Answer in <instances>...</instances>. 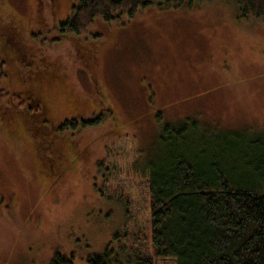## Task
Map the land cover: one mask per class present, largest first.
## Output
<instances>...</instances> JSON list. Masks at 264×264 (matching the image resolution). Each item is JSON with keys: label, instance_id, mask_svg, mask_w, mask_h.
<instances>
[{"label": "rangeland", "instance_id": "1", "mask_svg": "<svg viewBox=\"0 0 264 264\" xmlns=\"http://www.w3.org/2000/svg\"><path fill=\"white\" fill-rule=\"evenodd\" d=\"M38 2L0 0V264L117 253L118 234L144 208L145 177L167 160V125L188 126L186 154H217L250 175L264 142L263 20L241 18L230 0H195L121 22L98 16L77 35L58 27L75 0ZM34 98L49 111L42 118ZM100 116L90 128H56ZM129 169L131 182L145 179L127 191L132 223L116 190Z\"/></svg>", "mask_w": 264, "mask_h": 264}, {"label": "trees", "instance_id": "2", "mask_svg": "<svg viewBox=\"0 0 264 264\" xmlns=\"http://www.w3.org/2000/svg\"><path fill=\"white\" fill-rule=\"evenodd\" d=\"M194 1L75 0V5L69 8L70 16L58 27L86 35L98 16L108 23L121 22L154 4L161 9H176ZM230 1L239 8L241 18L264 21V0ZM3 65L0 62V79L6 76ZM31 108L33 112L41 110L39 106ZM161 118L159 114L158 119ZM103 119L100 116L80 122L69 120L56 128L61 132L85 129L101 124ZM162 131V138L170 147L167 160L154 166L149 176L145 175L149 193L143 189L142 201L148 220L142 208L138 218L132 211L133 197L127 191L132 187L136 191L139 184L144 186L145 179L131 182L129 169L121 174L128 176V186L123 184L116 190L123 197L127 221L132 223L136 218L134 226L128 233L118 234L121 239L117 253L108 248L105 254L89 257L87 261L121 264L119 257L123 254L128 264H264V142L254 147L257 153L249 157L250 175L243 177L227 168L220 155L206 158L207 155L199 152L204 157L200 158L182 151L179 144L187 140V125H167ZM138 195L135 192L136 198ZM51 264L74 262L66 254L56 252Z\"/></svg>", "mask_w": 264, "mask_h": 264}, {"label": "flooded vegetation", "instance_id": "3", "mask_svg": "<svg viewBox=\"0 0 264 264\" xmlns=\"http://www.w3.org/2000/svg\"><path fill=\"white\" fill-rule=\"evenodd\" d=\"M63 3H64V0H51L52 7H60ZM74 5H75L74 2H72L71 6H74ZM39 6L41 7L42 5H39ZM31 101H32V106L41 107L39 103L40 100H38L37 98L31 99ZM47 110H48L47 107H46V111L41 107L40 116H44L47 113Z\"/></svg>", "mask_w": 264, "mask_h": 264}]
</instances>
